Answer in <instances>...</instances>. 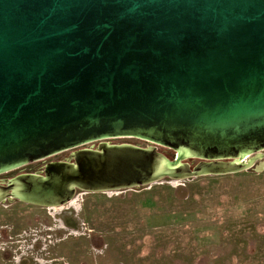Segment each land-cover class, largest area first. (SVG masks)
Returning a JSON list of instances; mask_svg holds the SVG:
<instances>
[{
	"label": "water",
	"instance_id": "1",
	"mask_svg": "<svg viewBox=\"0 0 264 264\" xmlns=\"http://www.w3.org/2000/svg\"><path fill=\"white\" fill-rule=\"evenodd\" d=\"M66 151L0 184V204L253 169L264 0H0V175Z\"/></svg>",
	"mask_w": 264,
	"mask_h": 264
},
{
	"label": "rangeland",
	"instance_id": "2",
	"mask_svg": "<svg viewBox=\"0 0 264 264\" xmlns=\"http://www.w3.org/2000/svg\"><path fill=\"white\" fill-rule=\"evenodd\" d=\"M108 142L151 145L137 138H116ZM158 149L165 154L172 152L163 147ZM69 154L70 151H66L31 163L0 175V179L35 173L49 162L62 160ZM260 162L264 159L256 160L254 167ZM254 167L239 173L187 181L167 178L125 191H78L72 200H76L78 207L69 204L62 207L63 211L23 203H14L11 207L4 204L0 206V224L12 221L24 228L34 227L39 225L38 217L53 219L52 214L57 218H80L79 226H86L84 232L92 233L93 241L101 240L97 235L101 232L103 242L117 243L113 239L123 238L125 243H131L125 247L126 252L122 251V245L115 244L112 255L126 253L125 259L130 261L128 258L132 257L133 262H129L132 264H264V171L256 172ZM56 211L63 213L56 214ZM1 231L5 237L7 233ZM35 242H24V255L29 254L31 258L34 245L41 242L46 249L53 247L52 244L47 246L45 241ZM69 248L62 245L60 250ZM0 264H4L1 259Z\"/></svg>",
	"mask_w": 264,
	"mask_h": 264
},
{
	"label": "flooded vegetation",
	"instance_id": "3",
	"mask_svg": "<svg viewBox=\"0 0 264 264\" xmlns=\"http://www.w3.org/2000/svg\"><path fill=\"white\" fill-rule=\"evenodd\" d=\"M197 162L198 160H194V163ZM43 170L44 168L35 173L42 172ZM21 174L24 173L17 174L13 177L1 178L0 184L6 185L9 180ZM14 203L26 204L24 202L15 200L12 202L5 201L1 203L0 206L8 204L10 205L9 207H11ZM69 204H66L65 206H68ZM32 206L40 207L36 205ZM61 207L63 206L41 208L57 209ZM12 212H15V210ZM62 213L63 212L56 211V214L61 215ZM52 217L53 219H50L49 217H38L37 224L39 225L34 227L30 226L24 228L17 222L12 221L0 224V259L2 262H4V264H132L129 263L131 261L133 262L132 257L128 258L130 261L125 259L126 255L128 257V254L126 253L120 256L112 255L113 246L115 244L122 245V251L126 252L125 247L132 245L131 243H125L126 239H113L116 240L117 243L112 241L103 242V236L101 232H98V238L101 240L93 241V239H90L92 238L93 234L84 232L87 229L86 226H79L80 218H78V221L77 218L73 217L71 218L61 216L60 218H57L56 216H53V214ZM14 218L17 219V217ZM32 219L36 220L35 218ZM1 229L7 233L5 236L6 238L2 236L3 233ZM112 234H114L116 237L122 236L115 233H106V235ZM33 240L36 242L45 241L47 242V246L48 244H52L53 247L51 249H46L42 242L37 246L35 244L34 251L31 252L32 257L30 258L28 257L29 254H27L28 256L24 255L25 249L23 248V244L24 242L29 243ZM62 245H69L71 248L68 250H60ZM44 249H46L45 252H43ZM92 251L96 252L97 254L94 255Z\"/></svg>",
	"mask_w": 264,
	"mask_h": 264
},
{
	"label": "bare ground",
	"instance_id": "4",
	"mask_svg": "<svg viewBox=\"0 0 264 264\" xmlns=\"http://www.w3.org/2000/svg\"><path fill=\"white\" fill-rule=\"evenodd\" d=\"M71 204V206L70 207H78V205H77V203H76V200H75V202H73L72 201V203H70ZM77 205V206H76ZM69 208V207H68ZM58 209H60V210H62V209H64V208H58Z\"/></svg>",
	"mask_w": 264,
	"mask_h": 264
}]
</instances>
